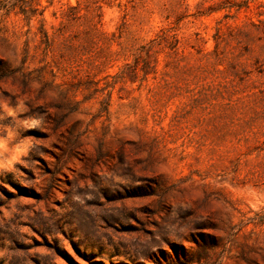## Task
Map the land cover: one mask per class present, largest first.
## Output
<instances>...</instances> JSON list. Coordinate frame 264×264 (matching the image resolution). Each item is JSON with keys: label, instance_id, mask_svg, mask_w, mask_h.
<instances>
[{"label": "rangeland", "instance_id": "obj_1", "mask_svg": "<svg viewBox=\"0 0 264 264\" xmlns=\"http://www.w3.org/2000/svg\"><path fill=\"white\" fill-rule=\"evenodd\" d=\"M0 264H264V0H0Z\"/></svg>", "mask_w": 264, "mask_h": 264}, {"label": "clouds", "instance_id": "obj_2", "mask_svg": "<svg viewBox=\"0 0 264 264\" xmlns=\"http://www.w3.org/2000/svg\"><path fill=\"white\" fill-rule=\"evenodd\" d=\"M0 108L24 130L38 128L42 123L40 117L17 119L20 113L27 110L22 100L18 101L14 108L10 107L6 102H0ZM14 135H17V133H14L10 128H5V135L0 136V167L11 169L22 156L27 154L31 147V142L27 139H19L16 143L10 144Z\"/></svg>", "mask_w": 264, "mask_h": 264}]
</instances>
